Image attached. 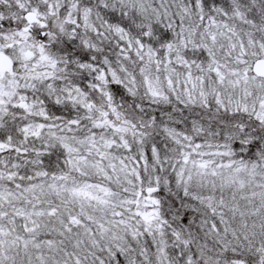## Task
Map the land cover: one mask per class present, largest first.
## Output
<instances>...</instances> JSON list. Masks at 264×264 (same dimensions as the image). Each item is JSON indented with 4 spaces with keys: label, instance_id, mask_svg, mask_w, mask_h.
<instances>
[{
    "label": "snow or ice",
    "instance_id": "obj_1",
    "mask_svg": "<svg viewBox=\"0 0 264 264\" xmlns=\"http://www.w3.org/2000/svg\"><path fill=\"white\" fill-rule=\"evenodd\" d=\"M0 264H264V0H0Z\"/></svg>",
    "mask_w": 264,
    "mask_h": 264
}]
</instances>
